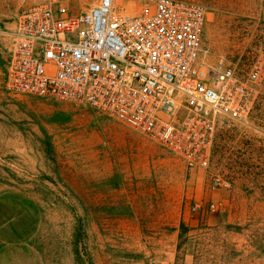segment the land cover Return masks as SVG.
Returning <instances> with one entry per match:
<instances>
[{
    "label": "rangeland",
    "instance_id": "374dc122",
    "mask_svg": "<svg viewBox=\"0 0 264 264\" xmlns=\"http://www.w3.org/2000/svg\"><path fill=\"white\" fill-rule=\"evenodd\" d=\"M49 0H0V206L3 229L42 264H264V71L246 123L221 122L207 169L67 100L5 87L20 15ZM207 6L203 48L241 76L263 64L264 0ZM75 14L95 0H58ZM156 0H115L130 14ZM264 65V64H263ZM218 172L229 189L211 191ZM213 200L225 211H211Z\"/></svg>",
    "mask_w": 264,
    "mask_h": 264
},
{
    "label": "built area",
    "instance_id": "2783aa9c",
    "mask_svg": "<svg viewBox=\"0 0 264 264\" xmlns=\"http://www.w3.org/2000/svg\"><path fill=\"white\" fill-rule=\"evenodd\" d=\"M207 13L195 0H156L137 14L95 0L68 14L49 0L20 15L5 87L86 104L176 155L188 171L207 169L218 125L248 121L264 71V56L246 76L224 58L208 59ZM230 186L210 174L211 191ZM208 208L227 209L213 200Z\"/></svg>",
    "mask_w": 264,
    "mask_h": 264
},
{
    "label": "crops",
    "instance_id": "0c3cea01",
    "mask_svg": "<svg viewBox=\"0 0 264 264\" xmlns=\"http://www.w3.org/2000/svg\"><path fill=\"white\" fill-rule=\"evenodd\" d=\"M4 196L6 195L0 194V206L6 204ZM0 264H42V262L32 244L18 239V231L3 229L0 224Z\"/></svg>",
    "mask_w": 264,
    "mask_h": 264
}]
</instances>
